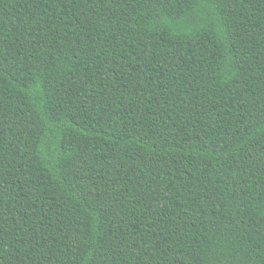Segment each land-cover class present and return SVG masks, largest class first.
<instances>
[{
    "label": "trees",
    "instance_id": "16d2710c",
    "mask_svg": "<svg viewBox=\"0 0 264 264\" xmlns=\"http://www.w3.org/2000/svg\"><path fill=\"white\" fill-rule=\"evenodd\" d=\"M0 264H264V0H0Z\"/></svg>",
    "mask_w": 264,
    "mask_h": 264
}]
</instances>
